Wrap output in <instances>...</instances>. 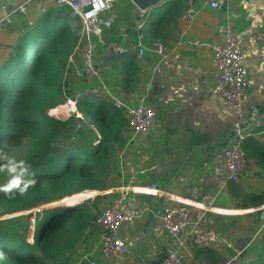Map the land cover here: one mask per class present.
Here are the masks:
<instances>
[{
    "label": "crops",
    "instance_id": "crops-1",
    "mask_svg": "<svg viewBox=\"0 0 264 264\" xmlns=\"http://www.w3.org/2000/svg\"><path fill=\"white\" fill-rule=\"evenodd\" d=\"M189 1L175 24L162 26L161 36L155 41L160 50L141 42L144 51L140 56L136 53L132 82L125 81L120 72L125 61H112L109 48L102 45L99 36L90 37L96 49L97 71L110 90L131 103L143 101L155 112L152 126L130 144L136 146L132 159L126 156L120 160L118 185L155 191L128 194L126 205L138 209L139 216L118 229L128 250L110 257L109 264H159L165 248L175 243L174 237L161 226L165 204H186L188 234L213 230L243 247L240 257L234 258V252L220 243L208 247L207 252L199 247L181 246L186 262L215 264L218 258V264H243L258 253L256 235L264 229V216L260 217L264 208L240 209L239 204L247 202L250 195L264 196V2L218 0L217 6L212 7L192 0L193 14L183 18ZM21 4L25 6L24 12L17 10ZM55 5V0H0V60L9 54L20 33L37 25ZM145 15L148 17L147 12ZM226 28L237 38L247 68L248 87L241 109L226 101L224 88L217 83L210 63L211 45L222 40ZM84 44L82 39L79 45ZM127 51L130 59L132 53ZM80 69V59L75 58L64 74L68 88L78 94L87 87ZM253 109L259 116L258 122L244 141L256 157L248 160L239 184H235L227 178L223 150L237 116ZM53 110L57 106L48 113L53 115ZM71 113L56 116L64 119ZM140 169L145 171L140 173ZM159 191H166L173 199H166ZM89 257L100 260L98 245ZM75 263L71 260L59 264Z\"/></svg>",
    "mask_w": 264,
    "mask_h": 264
},
{
    "label": "trees",
    "instance_id": "trees-1",
    "mask_svg": "<svg viewBox=\"0 0 264 264\" xmlns=\"http://www.w3.org/2000/svg\"><path fill=\"white\" fill-rule=\"evenodd\" d=\"M186 1L170 0L162 9H149L148 17H143L130 0H116L112 8L99 14L102 45L132 53L122 63L120 72L125 81L135 78L132 74L136 72L138 42L145 46L155 42L163 25L176 23ZM143 18L145 24L139 26ZM80 30V18L72 8L57 4L37 25L25 28L6 58L0 60V149L24 145L19 158L29 162L36 179V185L24 196L9 198L0 193V216L64 196V202L73 203L35 212L32 224L31 214H27L12 217L18 220L17 227L7 229L0 225V249L7 253V259L0 264L71 262L86 242L92 244L98 236L95 218L101 211L99 202L108 196V205L115 196L106 193L77 201L81 198L77 195L84 196L87 191L101 193L119 185V153L129 136L124 111L116 108L105 94L90 92L83 76L87 87L79 94L73 93L64 76L67 56L76 46ZM68 98L77 100L80 116L72 113L63 119L48 113ZM241 148L247 160L256 157L248 142L243 140ZM263 203L264 196L250 195L239 207L246 209ZM31 226L29 242L26 234ZM261 234L259 252L243 264H264Z\"/></svg>",
    "mask_w": 264,
    "mask_h": 264
},
{
    "label": "built area",
    "instance_id": "built-area-1",
    "mask_svg": "<svg viewBox=\"0 0 264 264\" xmlns=\"http://www.w3.org/2000/svg\"><path fill=\"white\" fill-rule=\"evenodd\" d=\"M57 4H66L79 16L81 30L78 34L77 44L73 51L67 56V65L74 64L75 58H79L81 62L80 75L83 76L88 85V90L95 94H105L108 100L125 113L128 127V140L126 145L134 142L135 137L141 133H145L152 126L155 112L153 108L145 104L143 101L131 103L127 99L119 97L112 92L107 83L101 78L97 71L95 49L90 42L91 36H100L101 27L98 16L100 13L113 7L116 0H55ZM264 2V0H257ZM188 2L183 18H188L193 14L194 7ZM208 2V3H207ZM218 0L204 1L203 5L216 7ZM17 10L24 12L25 6L21 4ZM144 17L145 12L140 11ZM8 16L6 17V19ZM145 18L139 23L142 26ZM1 31V21H0ZM141 35L139 36V39ZM82 39L85 44L80 46ZM151 47L160 50L161 46L157 42H153ZM122 48H118L121 50ZM144 51V46L138 42L137 55L140 56ZM210 63L214 69L216 81L224 88L225 99L235 108L241 109L244 103L246 89L248 87L247 68L244 62V53L239 46L237 38L231 29L226 28L223 38L220 42L211 45ZM66 102H71L74 106V112L77 116L80 114L76 110V99L68 98ZM258 114L253 110H249L245 115H238L230 128V139L223 150L224 164L227 170V178L229 181L239 184L241 174L247 167L248 160L241 148V142L246 135L254 128L258 122ZM264 132V130H263ZM140 169L138 172H144ZM137 172L134 173V175ZM155 191L149 188H142L134 185H126L122 187L107 190L108 194H115L111 203L105 205L95 218V225L98 228L99 240L98 250L100 260L85 256L79 259L76 264H109L108 260L112 256H120L127 252L128 244L124 237L118 234V229L124 222H130L139 216L136 208L126 205L129 193L138 191ZM160 195L168 200L173 198L166 191H159ZM238 193V191H237ZM263 205L253 208L260 210ZM161 226L164 231L174 237L175 243L165 248L164 254L159 264H187L185 254L179 248L181 246L208 248L215 244H222L234 252L233 257L237 258L243 252V247H239L233 243L227 235L221 234L213 230L197 231L194 234H188L186 228L190 223L189 211L186 204L171 206L165 204L160 215ZM261 239L260 231L256 235ZM189 239V240H188ZM225 264H228L226 262Z\"/></svg>",
    "mask_w": 264,
    "mask_h": 264
},
{
    "label": "rangeland",
    "instance_id": "rangeland-1",
    "mask_svg": "<svg viewBox=\"0 0 264 264\" xmlns=\"http://www.w3.org/2000/svg\"><path fill=\"white\" fill-rule=\"evenodd\" d=\"M96 50V49H95ZM67 100H65L62 104L66 103ZM150 106V105H149ZM74 113V112H73ZM72 114V113H71ZM52 115V114H51ZM54 116H56V114H54ZM60 116V115H59ZM57 116V117H59ZM59 118H62V117H59ZM129 135V133L127 134ZM133 148H136L133 147L132 145H126L124 147L123 150H121V152L119 153V163H120V160H123L124 157L126 156H131L132 154H134L133 152ZM5 152H7L9 155H12V156H15L17 158L21 157L22 154L24 153V150H25V147L24 145H21V146H16V147H12V146H5L3 148ZM130 159H132L130 157ZM135 159V158H133ZM127 161V160H126ZM127 163V162H126ZM129 167H130V170L132 169V166L131 164H129ZM133 172V171H132ZM5 179L4 177V174H0V182H2L3 180ZM119 186H115V187H111L107 190H110V189H113V188H117ZM77 195V194H76ZM95 195H91L90 198H93ZM110 199V197H105L103 200H101L99 202V200H97V202H99V209L101 210L105 204L108 202V200ZM85 200V199H84ZM83 201V200H81ZM59 205H63L61 203H56V204H49V203H46V204H43L41 206H37V207H34V208H31V209H27L23 212H16V213H10V214H4V215H1L0 216V225L1 227H4V228H7V229H11V228H14V227H17L19 222L18 220H14L12 219V217L14 216H17V215H27V214H31V218H30V221H31V224L33 223V219H34V214L35 212L39 211V210H43V209H47V208H52V207H55V206H59ZM241 209V208H240ZM99 210V211H100ZM261 212V211H260ZM259 212V213H260ZM32 226L30 227V230L27 232L26 234V239L31 242L32 241ZM260 233H263V237H264V229H262V231ZM258 246L255 248L256 249V252H259L260 248H261V241L260 239L258 238ZM98 244V236H96V239L93 240V243L90 244L89 242L85 243L80 249H79V253L78 255L73 258L72 262H77V260L85 257V256H88L95 250L96 246ZM240 257V256H239ZM238 257V258H239ZM187 264H190L188 262H186ZM76 264V263H75Z\"/></svg>",
    "mask_w": 264,
    "mask_h": 264
},
{
    "label": "clouds",
    "instance_id": "clouds-1",
    "mask_svg": "<svg viewBox=\"0 0 264 264\" xmlns=\"http://www.w3.org/2000/svg\"><path fill=\"white\" fill-rule=\"evenodd\" d=\"M0 174H4L5 179L0 182V193L9 198L17 194L24 196L28 190L36 185L35 173L31 170V165L26 159L9 155L0 149ZM7 259V253L0 249V261Z\"/></svg>",
    "mask_w": 264,
    "mask_h": 264
},
{
    "label": "water",
    "instance_id": "water-1",
    "mask_svg": "<svg viewBox=\"0 0 264 264\" xmlns=\"http://www.w3.org/2000/svg\"><path fill=\"white\" fill-rule=\"evenodd\" d=\"M130 1L132 2L134 7L138 11L147 12L149 9L154 8V7H160L162 9L163 7H165V5L170 0H130ZM201 1H206V0H201ZM108 56L114 62H123V61H126L127 59H129L128 51L127 50H123V49L117 50V51L109 50L108 51ZM92 192L93 191H87V193L84 196L77 195V196H81V198L79 200H77V201H81V200H84V199L88 198ZM68 196H73V195H68ZM65 197H67V196H64V197H62L60 199H57V200H54V201H51V202H48V203L50 204V203L54 202L53 204L61 203L63 205L73 204V203L68 204V203L64 202L62 199L65 198ZM77 201H75V202H77ZM263 216H264V209L262 210V212L260 214L261 218H263Z\"/></svg>",
    "mask_w": 264,
    "mask_h": 264
},
{
    "label": "bare ground",
    "instance_id": "bare-ground-1",
    "mask_svg": "<svg viewBox=\"0 0 264 264\" xmlns=\"http://www.w3.org/2000/svg\"><path fill=\"white\" fill-rule=\"evenodd\" d=\"M51 109H53V108H51ZM73 110H74L73 104L71 102H66L64 104H61V105L57 106V110H53L51 112H53V115L54 114H56V115H66V114H68L69 112H71Z\"/></svg>",
    "mask_w": 264,
    "mask_h": 264
}]
</instances>
